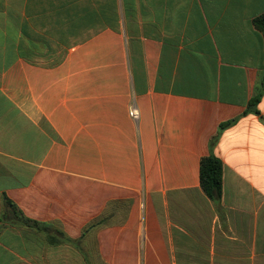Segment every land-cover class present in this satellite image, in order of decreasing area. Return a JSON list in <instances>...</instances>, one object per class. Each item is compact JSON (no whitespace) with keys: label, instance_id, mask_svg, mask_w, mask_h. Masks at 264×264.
I'll use <instances>...</instances> for the list:
<instances>
[{"label":"crops","instance_id":"obj_1","mask_svg":"<svg viewBox=\"0 0 264 264\" xmlns=\"http://www.w3.org/2000/svg\"><path fill=\"white\" fill-rule=\"evenodd\" d=\"M263 13L0 0V264H264Z\"/></svg>","mask_w":264,"mask_h":264},{"label":"trees","instance_id":"obj_2","mask_svg":"<svg viewBox=\"0 0 264 264\" xmlns=\"http://www.w3.org/2000/svg\"><path fill=\"white\" fill-rule=\"evenodd\" d=\"M254 27L259 30L264 36V13L253 20ZM264 86V75L260 87H258L254 97L251 99L246 110V114L254 113L260 115L258 110V104L262 97ZM235 120L229 121L223 124L220 128L219 133L214 136L210 145L213 146L221 133V131L232 125ZM222 162L213 153L202 158L200 163V184L205 194L216 204H219L222 199Z\"/></svg>","mask_w":264,"mask_h":264},{"label":"built area","instance_id":"obj_3","mask_svg":"<svg viewBox=\"0 0 264 264\" xmlns=\"http://www.w3.org/2000/svg\"><path fill=\"white\" fill-rule=\"evenodd\" d=\"M130 114L133 118H137L138 117V113H137V110L135 108H133L131 111H130Z\"/></svg>","mask_w":264,"mask_h":264}]
</instances>
